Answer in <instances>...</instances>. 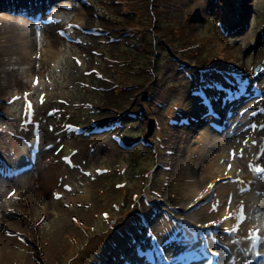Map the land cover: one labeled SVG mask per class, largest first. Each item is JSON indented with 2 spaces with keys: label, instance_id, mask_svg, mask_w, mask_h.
<instances>
[{
  "label": "rangeland",
  "instance_id": "374dc122",
  "mask_svg": "<svg viewBox=\"0 0 264 264\" xmlns=\"http://www.w3.org/2000/svg\"><path fill=\"white\" fill-rule=\"evenodd\" d=\"M16 7L0 0V17H20ZM35 9L29 25L0 21V264H190L210 248L212 264H257L264 0H44ZM12 24L35 38L32 60L2 36ZM209 82L235 93L229 102L207 91L214 117L196 94ZM208 125L224 153L204 173L195 140ZM208 175L217 177L202 200ZM223 204L227 231L185 221L216 224Z\"/></svg>",
  "mask_w": 264,
  "mask_h": 264
},
{
  "label": "bare ground",
  "instance_id": "6f19581e",
  "mask_svg": "<svg viewBox=\"0 0 264 264\" xmlns=\"http://www.w3.org/2000/svg\"><path fill=\"white\" fill-rule=\"evenodd\" d=\"M17 2L20 4V7H16L17 9H12V10H17L16 12H19L18 14H20V17H15L18 16L16 14L14 15H10L8 17H0V21L1 24H4L2 21H6V19H14L18 21H22L24 24L29 25L31 24L32 20L31 17L29 16V14H31L30 12H34L36 11L35 8L38 9V7L43 6V2L44 0H17ZM19 6V5H18ZM44 17H46V12L43 14ZM16 22V23H17ZM0 24V25H1ZM14 24V23H13ZM12 24V26L9 28V33L8 31L5 32L4 34H2L3 37H6V40L12 41L9 46H11L10 48L13 49L16 54L20 52L21 49V54L26 56V60H32V55H33V46L36 43L35 38L30 35V32L28 30L19 32L17 30V27H15ZM20 24V23H19ZM2 26V25H1ZM17 26V25H16ZM25 27V25H24ZM1 28V27H0ZM5 28V27H3ZM6 29V28H5ZM18 39V40H17ZM4 42V41H1ZM8 44V43H7ZM8 47V46H7ZM35 49V48H34ZM13 54V53H12ZM34 56V55H33ZM237 91V90H236ZM206 128H203V130H201L197 135H196V142H198L199 144L197 145V148L200 152L199 157L197 159V162H200L202 165V171L204 173H207L210 169H213L216 165L213 164V162L211 161L212 157L215 155L219 158H221V156L224 153L223 150V141L220 138L218 133H213L212 130L209 128L208 126H205ZM212 156V157H210ZM216 174L218 172H215ZM219 174H224V173H219ZM217 177V175H215L214 177L211 178V176H205L204 182L206 183L208 179L209 183L203 193V198L202 200H205L207 198L208 195L211 194L212 192V188L214 186V184H211L212 182H214V178ZM211 185V187H210ZM259 187V186H258ZM256 200L260 201L261 204H264V198H256ZM215 212H216V216L213 222H216V224L210 223V222H198L197 220H194L193 217H188L186 221V223L191 227V228H204L207 227L209 225H218V224H223V228L225 230H229V221L227 220L225 223H222V219H227L229 216V209L227 207L226 204H223L222 206L216 207L215 208ZM205 235V234H204ZM206 236V235H205ZM262 240H259V243H261ZM252 254L254 255L255 258V262L257 264H264V250L262 251L261 249H253L251 250ZM207 252L209 254L212 255V257H202V256H197V255H189L187 257V261H190V264H212L215 263V257L214 255H216V251L213 250L212 248L207 249ZM164 259L167 261V257H164ZM143 261H145L143 259ZM145 264H147L145 262ZM184 264H187L184 262Z\"/></svg>",
  "mask_w": 264,
  "mask_h": 264
},
{
  "label": "snow or ice",
  "instance_id": "6c2138e0",
  "mask_svg": "<svg viewBox=\"0 0 264 264\" xmlns=\"http://www.w3.org/2000/svg\"><path fill=\"white\" fill-rule=\"evenodd\" d=\"M77 63H79V61H77ZM242 82H238L236 84V88H239V84ZM208 90H215V91H224L225 92V100L231 102V99H234V95L235 93H233V96L230 98L229 97V93L233 92V89L230 87L229 89H224V86L222 84H220L219 82H209V83H205L202 85V87L200 89L196 90V94L198 95L199 99L201 100L202 105L206 108V111H209L211 115H213V117L216 115L215 114V110L212 109L210 106L212 104V98L208 96L207 91ZM43 99V98H42ZM253 128H255L256 126L253 125ZM231 167V166H229ZM211 187V185H210ZM75 219V218H73ZM227 231V230H226ZM235 231V229L233 230ZM251 233L249 234L250 238H251ZM258 235V233H257ZM150 238H153L150 236ZM253 247L256 248L258 247L255 243L253 244ZM138 258L143 259L142 257L139 256V253H137Z\"/></svg>",
  "mask_w": 264,
  "mask_h": 264
},
{
  "label": "trees",
  "instance_id": "16d2710c",
  "mask_svg": "<svg viewBox=\"0 0 264 264\" xmlns=\"http://www.w3.org/2000/svg\"><path fill=\"white\" fill-rule=\"evenodd\" d=\"M130 111V110H129ZM127 113H130V112H128L127 111ZM118 117V116H117ZM119 117H121V116H119ZM125 225H123V226H121V229L120 230H124V231H128L129 229H128V225H126V224H128V223H124ZM114 241H115V244H117V237L113 240V244H114Z\"/></svg>",
  "mask_w": 264,
  "mask_h": 264
}]
</instances>
